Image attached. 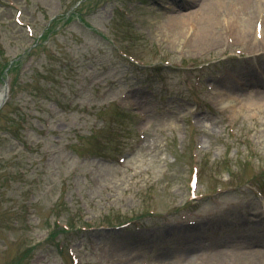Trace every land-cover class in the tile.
Returning <instances> with one entry per match:
<instances>
[{
	"label": "rangeland",
	"instance_id": "rangeland-1",
	"mask_svg": "<svg viewBox=\"0 0 264 264\" xmlns=\"http://www.w3.org/2000/svg\"><path fill=\"white\" fill-rule=\"evenodd\" d=\"M173 1L185 4L0 0V80L6 75L8 88L9 82L15 86L0 109V264H68L49 240L57 220L73 227L92 224L65 240L81 264H107L105 259L108 264H173L181 251L187 264H195L188 258L196 250H217L224 242L222 255L235 249L232 240L250 234L246 243L255 245L262 260L263 227L257 226L264 201L250 191L264 190L263 79L252 69L256 63L263 66V56L234 58L233 51L242 44L258 55L263 42L254 45L252 24L247 38L235 39L233 47L224 37L221 45L184 50L180 37L172 47L169 20L196 10L175 11ZM8 3L21 9L33 38L14 24ZM52 20L47 38L31 50ZM127 36L129 54L152 66L220 61L201 74L251 108L245 118L225 111L237 137L226 133L225 117L214 112L230 98L206 94L202 103L190 97L173 69H157L161 73L153 77L138 74L107 41L122 44ZM10 62L16 63L14 70L6 73L2 69ZM140 112L146 124L138 120ZM141 127L146 141L138 146ZM194 143L201 147L197 192L203 199L183 215ZM117 157L124 158L120 166ZM215 189L221 193L213 194ZM180 219L196 225L178 227ZM127 221L135 222L133 228L114 230Z\"/></svg>",
	"mask_w": 264,
	"mask_h": 264
},
{
	"label": "bare ground",
	"instance_id": "bare-ground-1",
	"mask_svg": "<svg viewBox=\"0 0 264 264\" xmlns=\"http://www.w3.org/2000/svg\"><path fill=\"white\" fill-rule=\"evenodd\" d=\"M173 2L176 3V8H174L175 11L185 10L194 6H196V10L193 16L190 15L191 13L189 12L188 14H181V16H173L169 20V26L166 30L167 33H169L168 36L171 38L172 47L177 45L180 37L181 40H186L188 43L187 45H189L188 48L203 49L209 44L214 46L216 44L221 45L222 38L225 36V31L227 33L234 31L236 39H242L243 37L247 38L248 31L252 27V24L254 30L264 10V0H188L185 4L177 1ZM256 12L257 17L254 20ZM219 34H221V37ZM252 34L254 37V31ZM223 41H225V37ZM248 85L254 89L259 88L257 82L249 81ZM252 94L256 96L260 94V91L253 90ZM235 111H241V113L246 114V116L251 113L250 109L243 105H241L240 108L234 109V111L232 110L233 113ZM253 112H255V110ZM261 238L262 240L260 243L264 245V231L262 230ZM253 246L255 245L252 244L251 247L253 248ZM232 251H235V249ZM220 255V251H217L216 255L212 256V258L207 257L205 254L202 260H205L207 264H219ZM232 255H230L231 259H233L232 264H264V261H262L264 260V253L261 260L259 257L260 252L256 251L254 248L252 252L242 253V255H244L243 257H235L233 253ZM237 255L240 256L241 253Z\"/></svg>",
	"mask_w": 264,
	"mask_h": 264
}]
</instances>
